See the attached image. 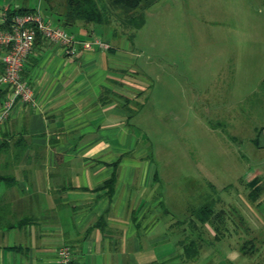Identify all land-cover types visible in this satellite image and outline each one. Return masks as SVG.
<instances>
[{
	"label": "crops",
	"instance_id": "crops-1",
	"mask_svg": "<svg viewBox=\"0 0 264 264\" xmlns=\"http://www.w3.org/2000/svg\"><path fill=\"white\" fill-rule=\"evenodd\" d=\"M25 1L0 0V25L4 5L31 7ZM42 1V14L58 24L61 5L38 0L35 6ZM109 21L66 27L77 39L102 38L107 49L79 48L66 56L58 43L38 35L24 60L21 75L33 99L16 100L0 122V264H56L63 243L72 249V264H211L220 251L215 243L224 240L222 229L216 233L211 222L218 212L201 207L196 221L168 222L179 223L177 233L187 231L174 241L165 199L148 188V169L125 160L134 149L125 103L142 88L123 64L129 42L123 32L110 34ZM7 92L0 80V106ZM148 156L141 151L136 158L148 162ZM263 250L242 264H264ZM245 253L234 245L226 264Z\"/></svg>",
	"mask_w": 264,
	"mask_h": 264
},
{
	"label": "rangeland",
	"instance_id": "rangeland-1",
	"mask_svg": "<svg viewBox=\"0 0 264 264\" xmlns=\"http://www.w3.org/2000/svg\"><path fill=\"white\" fill-rule=\"evenodd\" d=\"M105 13L110 34L129 42L123 64L142 88L125 103L134 148L125 160L145 165L148 188L164 197L168 236L184 240L187 231L168 222L185 226L206 205L220 214L224 239L210 262L226 264L234 245L246 252L234 264L256 260L264 248V0H154L135 28ZM141 151L148 162L136 158Z\"/></svg>",
	"mask_w": 264,
	"mask_h": 264
},
{
	"label": "built area",
	"instance_id": "built-area-1",
	"mask_svg": "<svg viewBox=\"0 0 264 264\" xmlns=\"http://www.w3.org/2000/svg\"><path fill=\"white\" fill-rule=\"evenodd\" d=\"M8 8V5L2 7V21L7 19ZM38 35L58 43L66 56L75 55L79 48L107 49L109 47V43L98 36L75 38L64 26L48 20L42 14L39 5L33 10L13 14L8 26L0 28V47L3 50L1 55L3 71L0 80L6 83L8 89L0 106V122L8 117L16 100L28 102L33 99V90L22 77L21 71L24 60ZM55 261L56 264H72L70 245L63 243L58 246Z\"/></svg>",
	"mask_w": 264,
	"mask_h": 264
},
{
	"label": "trees",
	"instance_id": "trees-1",
	"mask_svg": "<svg viewBox=\"0 0 264 264\" xmlns=\"http://www.w3.org/2000/svg\"><path fill=\"white\" fill-rule=\"evenodd\" d=\"M104 6L100 7L97 0H63L62 8L63 15L62 20L58 21V24L64 26L72 25L74 21H82L84 23H104L109 20V17L106 15V12H110L112 16L115 17L117 23L123 28H127L133 24L131 27H138L140 25V20L134 23L135 18L142 13L143 9L152 3L154 0H103ZM7 19L3 24L0 25V28H5L8 26L10 17L18 12L30 11L34 7H24V6H13L8 5ZM67 29V28H66ZM5 179L3 175L0 174V180ZM251 185L255 184V180L250 181ZM257 190V187L254 188V191ZM201 210L204 212L211 209L206 205H203ZM214 217H217L216 220H211L214 225L216 233L219 234L221 231L219 225L216 223L220 219V214L216 213ZM222 229V228H221ZM192 242L190 246L186 245V252L191 251Z\"/></svg>",
	"mask_w": 264,
	"mask_h": 264
}]
</instances>
